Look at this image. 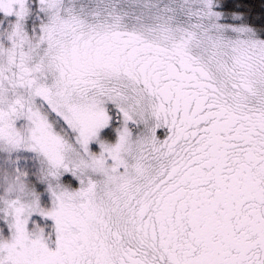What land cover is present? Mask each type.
I'll return each mask as SVG.
<instances>
[{
  "label": "snow or ice",
  "instance_id": "6c2138e0",
  "mask_svg": "<svg viewBox=\"0 0 264 264\" xmlns=\"http://www.w3.org/2000/svg\"><path fill=\"white\" fill-rule=\"evenodd\" d=\"M0 264H264V0H0Z\"/></svg>",
  "mask_w": 264,
  "mask_h": 264
}]
</instances>
